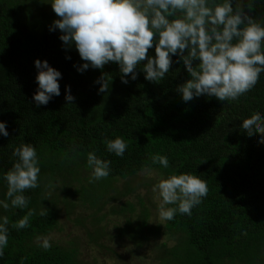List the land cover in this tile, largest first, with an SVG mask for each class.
I'll list each match as a JSON object with an SVG mask.
<instances>
[{"label": "trees", "instance_id": "1", "mask_svg": "<svg viewBox=\"0 0 264 264\" xmlns=\"http://www.w3.org/2000/svg\"><path fill=\"white\" fill-rule=\"evenodd\" d=\"M237 3L264 26V0ZM50 6L42 0H0V121L9 133L0 136V173L11 167L12 149L21 143L33 145L40 167L39 186L23 193L29 198L28 207L0 210L9 220L0 264H80L73 241L69 247L55 243L47 250L34 243L35 237L47 235L59 222L57 207L50 204L57 203L56 195L50 194L45 209L39 208L43 189L60 178L58 189L65 191L68 181L76 180L78 186L68 193L66 205L92 208L100 223L105 218L99 214L102 207L119 195H111L115 183L145 168L165 176L196 175L206 182L207 195L191 215L176 213L162 227L150 224L142 198L143 207L133 220L128 213L136 204L124 203L113 211L123 213L126 220L120 238L141 249L150 236H159L153 254L163 256L160 264H264V144L258 143L261 134L249 138L239 127L243 118L264 116V72L236 101L223 102L204 95L184 102L176 87L188 73L175 55L159 82L145 80L138 66L136 78L126 77L128 82L122 83L115 62L78 72L82 61L74 45L65 47L59 30H49L58 19ZM147 55H154V50L148 49ZM34 59L46 60L61 73L60 95L39 107L32 101L37 88ZM102 77L109 87L103 93L96 82ZM66 86L74 98L71 103L64 99ZM117 136L127 144L119 157L107 152L103 143ZM89 151L110 162L107 177L89 182ZM153 153L165 155L169 168L151 164ZM0 187L6 188L3 181ZM28 208L34 211L28 226L11 227ZM41 211L44 215L38 214Z\"/></svg>", "mask_w": 264, "mask_h": 264}, {"label": "clouds", "instance_id": "2", "mask_svg": "<svg viewBox=\"0 0 264 264\" xmlns=\"http://www.w3.org/2000/svg\"><path fill=\"white\" fill-rule=\"evenodd\" d=\"M51 5L58 17L49 30L58 29L65 47H75L82 63V72L89 67L100 69L109 62L117 63L121 82L136 78L139 66L144 79L161 81L169 72L171 57L183 62L188 78L177 85L176 91L184 102L201 95L217 100L236 101L248 92L264 72V26L255 23L233 0H42ZM148 49L154 55H147ZM186 51V54H185ZM141 61H146L141 65ZM37 88L33 103L46 105L53 96L60 95L58 80L61 73L46 60L34 59ZM98 91L106 92L104 78L96 81ZM65 101L73 96L65 87ZM239 127L249 138L261 134L258 143L264 144V116L254 114L243 118ZM4 121H0V136L7 137ZM105 150L123 156L127 144L120 137L105 139ZM11 167L0 173L6 185L0 209H24L29 198L23 193L39 186L40 167L36 149L31 143L14 147ZM151 164L169 168L165 155H149ZM110 162L99 158L94 151L86 153L90 180L99 181L109 175ZM159 197L158 215L170 221L176 213L191 215V209L207 195L204 180L191 173L162 175L152 189ZM39 215H44L41 211ZM34 211L16 220L11 227L26 228ZM9 220L0 215V255L8 243ZM34 243L47 250L51 247L47 236H37Z\"/></svg>", "mask_w": 264, "mask_h": 264}, {"label": "rangeland", "instance_id": "3", "mask_svg": "<svg viewBox=\"0 0 264 264\" xmlns=\"http://www.w3.org/2000/svg\"><path fill=\"white\" fill-rule=\"evenodd\" d=\"M49 14L52 16L50 12ZM80 168H84V165L82 164ZM162 175L157 170L145 168L129 180L117 181L111 195H119L102 207L99 214H103L105 218L100 223H97L93 218L91 212L94 210L92 208L78 204L74 209H69L66 205L68 193L74 186L77 187L79 182L74 179L69 180L67 183L69 188L63 191L58 189L60 178L55 180L54 185L43 189L41 198L46 197V199L42 200L39 197L42 205L39 206L40 209H45L47 201L52 200L50 194L57 197V203L53 200L50 204L57 207L58 227L44 236L49 238L50 244L57 243L66 247H69L70 242L73 241L78 248L77 258L80 264H160L163 261V256L161 259L159 253H153L161 238L152 235L147 239L146 246L141 249L137 248L126 238L119 237V234L122 233L120 230L126 225V220L123 213H113V211L117 208L119 210L124 203L134 202L137 208L132 213H128L131 219L135 213L141 211L142 205L139 199L142 198L144 206L149 208L150 224L162 227L165 220H161L158 215L159 197L152 190L153 185ZM5 190L6 188L0 187V198H3ZM94 239H98L96 243H94Z\"/></svg>", "mask_w": 264, "mask_h": 264}]
</instances>
